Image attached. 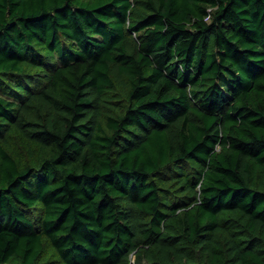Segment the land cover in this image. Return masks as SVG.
<instances>
[{
    "label": "trees",
    "instance_id": "16d2710c",
    "mask_svg": "<svg viewBox=\"0 0 264 264\" xmlns=\"http://www.w3.org/2000/svg\"><path fill=\"white\" fill-rule=\"evenodd\" d=\"M0 264H264V0H0Z\"/></svg>",
    "mask_w": 264,
    "mask_h": 264
},
{
    "label": "rangeland",
    "instance_id": "374dc122",
    "mask_svg": "<svg viewBox=\"0 0 264 264\" xmlns=\"http://www.w3.org/2000/svg\"><path fill=\"white\" fill-rule=\"evenodd\" d=\"M134 259H135V256H134V255H132V256H131V261L133 262V261H134Z\"/></svg>",
    "mask_w": 264,
    "mask_h": 264
}]
</instances>
